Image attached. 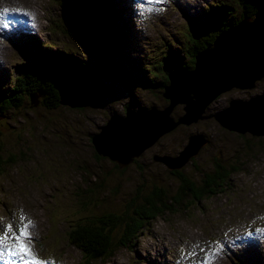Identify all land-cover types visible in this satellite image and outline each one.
<instances>
[{
  "label": "rangeland",
  "instance_id": "rangeland-1",
  "mask_svg": "<svg viewBox=\"0 0 264 264\" xmlns=\"http://www.w3.org/2000/svg\"><path fill=\"white\" fill-rule=\"evenodd\" d=\"M164 1L166 2L160 4V7H154L152 11H143L142 5L150 7L152 4L149 5L148 0H139L136 26L141 29H116L114 43L110 45V49L105 48V52L110 53L106 57L102 53V37L99 44L95 43L98 47L92 48L83 35L86 32L82 26L93 29L97 27L99 20L88 9H76L66 18L65 10L54 0H0V7H8L9 13L13 9H22L26 17L36 15L40 30L35 34L39 44L45 42L54 50L59 49L83 57L84 61L97 70L102 68L101 78L92 76L86 83V88L97 91V106H70L59 103L57 107L52 108L43 105L30 107L27 106L28 97L25 96L21 107L9 109L6 116H0V141L3 139L4 142L2 149L8 151L14 148L16 155L15 160L6 161L0 169V228L11 223L13 229H17L21 224V215L27 218L25 222L30 219L34 227L30 228L29 247L41 258L53 261L51 264L81 262L80 251L66 240L64 234V229L68 226L70 228L76 217H98L100 212L105 210L124 209L131 195L137 196L134 202L140 201V194L144 191L142 189L149 188L152 184L169 185L173 190L176 183L170 172L171 168L153 156H175L187 144L188 135L197 132L203 133L206 137L203 144H206H201L200 150L189 161L188 157L187 162L179 168L183 172L194 174L192 172L195 169L210 165L214 158L225 161L235 155L242 156L245 162L242 169L232 174L230 187L202 199L196 205L186 206V209L181 207L175 212L168 211L159 217L156 216L138 233L130 249L118 247L111 257L102 260L97 258L93 263L172 262L169 254L174 252L178 264H203L205 256L216 252L213 264H264V232L258 231L261 230L264 220L257 226H251L246 219L255 212L264 211V133L252 132L253 135L241 124L245 118L258 117L261 120H252L250 123L264 128V70H261L264 67L251 73L248 77V81L251 79L250 85L245 83L241 87L231 86L219 92L205 105L196 121L178 122L179 116L186 118L183 115V102L175 103L168 111V116L178 123L143 147L129 163L127 161L118 166L117 162L108 156L97 154L90 142V135L99 130L109 114L122 116L125 105L133 108H161L166 104V99L160 93L162 90L157 85L144 87L142 80L137 81L135 78L127 83L116 80L126 81L131 72H135V75L149 74L150 79H160L161 75L156 76L153 68H161L166 54L162 52L163 49H167V53L172 50V61L176 66L193 69L194 63L192 67H182L185 60L187 64L191 63L186 47L190 42L189 35L192 34L188 29L189 15L197 13L201 16L199 13L209 6L229 0ZM112 7L111 17L114 15V4ZM235 7L237 9V5L233 8ZM113 17L112 22L109 18H106V21L117 28ZM62 20L65 21L64 28L67 31L63 28ZM239 21L250 23L247 29L249 34L252 31V43L248 44L249 41L242 31L234 30L232 36L237 35L232 37L234 44L228 45H235V50L226 52L229 50L223 49L221 52L217 49L212 51L214 48L207 49V46H213L217 40L221 46L226 40V35L224 41L220 39L228 29L239 24L230 22V27L215 41L202 43V49L207 47L203 50L205 57L212 51L211 60L218 62V57L214 58L216 54L224 53L221 54L224 59L235 51L237 55L245 53V58L249 57L258 66L264 57V20L241 16ZM123 26L129 27L126 23ZM255 30L260 33L254 34ZM100 33L103 36L99 27ZM259 34L263 35L258 37ZM0 40V67L5 73L13 74L17 71L18 60H26V52L16 48L15 44L11 46L1 38ZM252 44L254 48H250ZM255 55H258L257 59ZM127 58L131 64L125 66L119 63L126 62ZM107 64L116 70L108 76ZM172 70L177 71L176 68L170 71ZM202 72H191L187 77L186 74L180 76L179 72H175L177 74L173 76V93L185 95L188 83H197L196 80ZM237 74L240 75L238 70ZM182 77L186 78L182 80ZM150 79L145 77V81ZM198 83L196 85H199ZM255 94H260L259 98L249 107H244L240 115L232 117L231 123L236 129L222 127L210 115L227 105L228 100L232 98L245 99ZM121 129L127 132L125 128ZM98 182L100 185L96 190L98 185H91ZM90 186L91 191L96 190L95 193L90 192L94 195L88 193ZM231 220L232 223L236 222L242 226L244 232L241 235L235 231L231 232V237L239 236V241L232 244L233 239L229 238L224 242L230 252L217 242L205 243L207 236L217 238L228 235L234 228ZM196 246L197 249L192 251ZM158 250L163 252V256H158ZM233 251L240 254L234 255ZM190 253L194 254L189 255ZM238 256L243 258L239 260ZM45 260L39 261L46 264Z\"/></svg>",
  "mask_w": 264,
  "mask_h": 264
},
{
  "label": "trees",
  "instance_id": "trees-1",
  "mask_svg": "<svg viewBox=\"0 0 264 264\" xmlns=\"http://www.w3.org/2000/svg\"><path fill=\"white\" fill-rule=\"evenodd\" d=\"M57 1L60 2L61 9L65 10L66 18H69L76 9H88V11H91L99 18L102 16L101 20H104L102 26L103 36H101V33L99 34V27L101 28L99 21L97 27L93 29L82 26L87 34L82 32L84 33L85 40L92 48L98 47L95 43L99 44L102 37L103 56H109L110 53L105 52V48H111L110 45L114 43L116 37V29L118 31L121 30L120 27L114 28L110 23L112 22V6L114 4L116 7L115 3L112 0ZM234 5H237V9L236 7L233 8ZM116 12L115 10L114 17H112L119 20L120 16ZM199 15L201 16H198L197 13L189 15L188 22L190 25L188 29L192 31V34L189 35L190 42L188 45V35L185 37L191 63L187 64L188 62L185 60L182 62V67L189 65L192 67L195 60L194 56L202 49V43L205 44L213 41L215 36L221 30H224L230 22L236 23L241 16L264 19V0H234V2L233 0H229L219 2L214 6H209L202 13H199ZM106 18H109L110 22L106 21ZM68 21L71 20L68 19ZM62 24L64 27L63 21ZM186 24L187 22H185ZM126 29H129V27H126ZM236 36L231 35V39ZM27 41L32 45V47H26L29 58L22 61L17 73L12 74L10 79L7 77L0 81V116H6L9 109L21 107L20 105L25 100V96L28 97L27 106L43 105L46 108L57 107L61 103L59 102L60 86L72 84L86 89L88 79L92 76L99 78L102 76V68L97 70L96 67H91L81 56H75L59 49L54 50L49 45H42L41 42L40 46L38 42H33L32 38H27ZM167 51V49L162 50L166 54L163 57L164 62L161 68L159 70L153 68L156 76L161 75L160 79L155 80V77L154 79H150L149 74L135 75V72H131L126 81L115 80L127 83L128 80L135 78L137 81L142 80L144 87L157 85L163 90V86L169 82L167 72L174 68L184 69L173 63L174 56L172 50H170L171 53H167ZM103 60L105 61V59ZM119 63L126 66L131 64V61L127 58L126 62L120 61ZM106 66L108 69L106 76L116 71L114 70L115 67L112 68L109 64ZM114 73L116 74L117 72ZM122 74H124V69L122 70ZM145 77H148L150 81H145ZM92 92L97 93L96 90ZM165 99L167 104L168 99ZM204 138L206 137L204 136ZM202 145L196 152L200 150ZM2 148H4L3 139L0 141V169L3 168V164L6 161H13L16 158L14 148H10L8 151ZM195 154L191 155L187 161ZM135 158L132 157L130 161H133ZM244 162L242 156L237 155L225 161L214 158L211 160L210 165L195 169L192 172L196 173L195 175L183 172L179 168L180 166L174 167L170 169L176 183L173 190L169 185L152 184L149 188L142 189L144 191L140 194V201L134 202L137 196L136 194L134 196L131 195L128 201H126L124 209L105 210L100 212L101 214L98 217L94 215H87L83 219L76 217L73 220L72 226L64 229V234L66 240L81 253L82 260L77 264H94L93 261H96L97 258L99 260L107 259L121 246L130 249L135 243L138 233L142 228L149 225V222L156 218V216L159 217L168 211L175 212L181 207L186 209V206L196 205L202 199H206L224 189L227 190L232 181V174L242 169ZM99 185L100 183L98 182L91 186H97V190ZM91 186L88 189V193H95L96 190L91 191ZM94 193L90 194L94 195Z\"/></svg>",
  "mask_w": 264,
  "mask_h": 264
},
{
  "label": "water",
  "instance_id": "water-1",
  "mask_svg": "<svg viewBox=\"0 0 264 264\" xmlns=\"http://www.w3.org/2000/svg\"><path fill=\"white\" fill-rule=\"evenodd\" d=\"M239 20L237 21L238 23L240 22ZM228 25L224 30H222L215 36L214 41L230 27ZM227 34L228 32L224 34V36ZM250 34L252 35V31L250 32ZM252 41L253 39H251L248 44L252 43ZM207 47V49L215 48V44L213 46ZM206 48L200 50L195 54V66L193 69H177V71L172 70L167 72V78L169 79V82L163 86V90L162 92H160L164 98L168 99L167 104H165L163 107L155 108L137 106L133 108L129 105H125L124 113L122 116L113 113L109 114L106 122L100 125L99 130L90 135V142L92 143L94 150L97 153L106 155L110 159L116 161L118 166H122V164L124 165V163L130 161L133 156L138 154L143 147L156 140L159 135L172 129V127L179 121L183 123L196 121L198 117L201 116L200 113L202 112V110H204L205 105H207V103L219 92L231 86L241 87L242 84L245 85V83H249L250 85L251 79H249V81L247 80V82L244 83L240 80L242 79L241 77L244 78L245 72L250 71V69L255 65L249 57L245 58L247 56L245 55V53H238L237 57L232 58L229 61V64H237L236 67L238 69L234 71L232 69L225 70L221 68H218L216 70L211 69L214 74L212 76H208L203 81L199 79L196 80L197 83L199 82V85H196L197 83L194 84L193 82H189L185 95L180 94L182 95L180 96L174 94L173 91L175 90V88H173L172 86L173 76H175L179 72L180 76L186 74L187 77V75L191 72L200 71L201 62L204 58V51L206 50ZM250 48H254L253 44ZM198 53L199 56H197ZM221 54L223 55L224 53L216 54L214 58H217L218 56V61H223L222 63H226V60H223L222 57L219 56ZM207 56V58H209L211 61V68L212 55ZM255 57L257 59L258 55H255ZM255 57H253L254 60H256ZM241 59H245V61L239 65ZM250 64L252 66L251 68L249 67ZM237 70L240 75L237 74ZM251 75H249V77ZM186 77H182L181 79L184 80ZM59 95V102L68 104L70 106H79L84 104H89L91 106L99 105L98 99L94 92L88 91L81 86H75L72 84L63 86L59 89ZM259 95L260 94L251 95L245 99L232 98L228 100L227 105L218 109L217 111L212 112L210 115L222 127L231 130V128H235L231 123L232 117L240 115V113L243 112V108L249 107L252 102L254 103L255 99L259 98ZM177 102H183V115L186 118L182 119L181 116H179L177 118L178 122L176 120H173V117L168 116V111H170L173 105ZM252 120H261V118H245L244 122L241 124L253 135L254 133L252 132L264 133V128L253 126L250 123ZM121 127L125 128L127 132L125 133V130L121 129ZM132 131L134 133H132ZM204 141H206V138H204L203 133H192L188 135L187 144L175 156L165 154L154 155L153 157L156 159H160L166 164L167 167H178L183 164L188 157L195 154L199 146L203 144Z\"/></svg>",
  "mask_w": 264,
  "mask_h": 264
},
{
  "label": "snow or ice",
  "instance_id": "snow-or-ice-1",
  "mask_svg": "<svg viewBox=\"0 0 264 264\" xmlns=\"http://www.w3.org/2000/svg\"><path fill=\"white\" fill-rule=\"evenodd\" d=\"M152 2L153 0H148L149 5ZM141 7L143 11L153 10L151 7H144L143 5ZM19 219L21 224L17 229L14 230L10 223L0 231V264H44L37 259L33 249L29 247L31 241L30 228L34 227L33 222L30 219L25 222L27 218L23 215ZM258 231L264 232V229ZM193 254L190 253L189 255ZM216 256V252L205 256L203 264H213Z\"/></svg>",
  "mask_w": 264,
  "mask_h": 264
},
{
  "label": "bare ground",
  "instance_id": "bare-ground-1",
  "mask_svg": "<svg viewBox=\"0 0 264 264\" xmlns=\"http://www.w3.org/2000/svg\"><path fill=\"white\" fill-rule=\"evenodd\" d=\"M248 19V18H247ZM250 25V23L249 22H242V23H240L237 27H235V28H230L229 29V31H228V34L226 35V40H225V42L224 43H222L221 44V47H219V41L217 40L216 41V43H215V48L212 50V51H214V50H216L217 49V51H224L223 49H227V50H229V51H226V52H230V50H235V45H228V44H234V42L232 41V39H231V35H233L234 33H235V31L234 30H236V31H242V34L244 35V37L248 40V41H250L251 40V37H250V35L248 34V29H247V27ZM262 27L264 28V23L262 24ZM258 31V30H257ZM256 30L255 31H253L255 34H257V33H260V32H257ZM261 35H263V34H259L258 35V37H261ZM224 39H225V36L224 37H222V39H220V41H224ZM237 41V40H236ZM97 44V43H96ZM237 44V43H236ZM226 45H228L227 46V48H226ZM263 50H264V48H263ZM212 51H210L209 52V54L211 55V52ZM234 53H235V55H234ZM234 53H231V54H228L226 57H224V59L223 60H226V63H222L223 61H216L215 59H213L212 60V66H211V68H210V63H211V61H210V59L209 58H207L208 56L206 55V57L204 56V58H203V60H202V62H201V70L203 71L202 72V74H200V77H199V80H201V81H203V80H205L208 76H212L214 73H213V71L212 70H216V69H218V68H221V69H225V70H228V69H232L233 71L234 70H236V69H238L237 67H236V65L237 64H229V61H230V59H232V58H235V57H237V53L234 51ZM197 56H199V53L197 54ZM219 56H221V55H219ZM218 57V56H217ZM197 58V57H196ZM263 60L261 61V62H259L258 63V66H257V63H255L254 61H253V63H254V67L253 68H251L252 66H251V64H250V71H248V72H245V75H244V78H242L240 81H242L243 83L244 82H247V80H248V77H249V75H251V73L253 72V71H256L257 69H259V68H263L264 67V57L262 58ZM245 61V59H241V61L239 62V65L240 64H242L243 62ZM199 62H200V60H199ZM257 66V67H256ZM255 68V69H254ZM212 69V70H211ZM231 73V72H230ZM257 80V79H256ZM263 118H264V116H263Z\"/></svg>",
  "mask_w": 264,
  "mask_h": 264
}]
</instances>
